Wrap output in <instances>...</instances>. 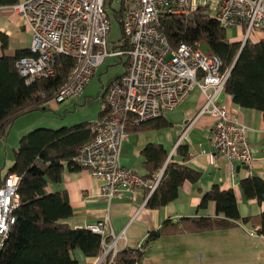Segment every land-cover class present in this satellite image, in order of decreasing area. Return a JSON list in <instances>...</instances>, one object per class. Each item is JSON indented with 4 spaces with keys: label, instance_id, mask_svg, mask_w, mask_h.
Listing matches in <instances>:
<instances>
[{
    "label": "built area",
    "instance_id": "built-area-1",
    "mask_svg": "<svg viewBox=\"0 0 264 264\" xmlns=\"http://www.w3.org/2000/svg\"><path fill=\"white\" fill-rule=\"evenodd\" d=\"M110 3L119 5L123 34L121 45L112 51L108 50ZM199 7L208 9L223 27L238 29L243 43L254 40L257 33L264 35V0H19L14 5L32 35L31 55L16 62L27 82L54 78L58 54L76 60L52 101L80 97L107 58L126 60L124 72L105 89L108 114L97 123L93 137L79 148L77 156L81 168L99 181L102 198L121 197L124 191H130L135 198L138 188H146L149 195L156 190L164 168L152 178H145L124 167L120 163L122 143L129 127H138L176 109L197 87L203 103L172 153L196 119L207 113L215 120L213 149L232 163L253 164L248 127L231 118L227 107L218 102L230 70H223L218 55L202 51L200 42L173 47L160 29L164 14H184ZM18 184V175L11 174L0 186V249L16 222L13 213L19 204ZM88 228L111 238L104 242L103 257L96 264L109 255L112 262L120 250L122 235L113 233L108 216ZM257 229L250 234H256Z\"/></svg>",
    "mask_w": 264,
    "mask_h": 264
},
{
    "label": "trees",
    "instance_id": "trees-1",
    "mask_svg": "<svg viewBox=\"0 0 264 264\" xmlns=\"http://www.w3.org/2000/svg\"><path fill=\"white\" fill-rule=\"evenodd\" d=\"M18 0H0V6H12ZM110 5V4H107ZM120 18V10H115ZM161 31L173 47L180 43L206 44L223 62V70H230L224 90L243 108H255L264 117V39L258 42L231 41L227 28L220 25L208 9L199 7L184 14H164ZM3 56L0 58V140H5L13 120L33 110H47V104L68 78L76 60L58 54L55 56L57 75L50 79L27 82L19 73L16 62L29 50L7 53L8 40L2 37ZM108 114L105 98L95 122H82L60 128L41 127L23 135L18 148L13 151V162L3 177H19L17 193L19 204L14 210L16 222L8 239L0 249V264H80L75 250L85 257H101L102 236L90 228H74L68 220L73 216L68 193L65 189L51 190L62 183L65 171L81 169L77 161L79 148L94 135L97 123ZM171 124L162 116L130 130L167 129ZM188 145L180 142L174 152L181 163L169 159V151L162 144L148 143L141 150L145 178L164 168L156 190L149 196L147 207L159 208L177 199L183 183L197 182L201 172L187 165L190 159ZM174 157L171 156V159ZM241 189L247 200L264 202V179L248 176L241 180ZM215 202V216L182 217L177 221L166 220L162 226L150 231L140 247L120 249L113 261L110 255L100 264H141L146 250L168 234L225 230L250 223L259 225L257 232L264 237V211L257 216L243 217L239 211L236 194L232 189L223 190L214 185L203 197L200 206Z\"/></svg>",
    "mask_w": 264,
    "mask_h": 264
},
{
    "label": "crops",
    "instance_id": "crops-1",
    "mask_svg": "<svg viewBox=\"0 0 264 264\" xmlns=\"http://www.w3.org/2000/svg\"><path fill=\"white\" fill-rule=\"evenodd\" d=\"M14 5L0 6V58L4 54L3 36L8 40L7 53L12 54L21 50L30 51L32 35L26 29L23 24V18L15 10ZM263 39L264 35L257 33L252 41L258 42ZM196 89L198 88H195L189 95H193L189 102H186V99L177 107L179 110V114H177L179 118L175 116V120H170L162 116L171 124L169 128L173 132H167L166 134L158 133L166 129L128 131V136L122 143L120 153L121 165L134 169L140 175L145 176L147 170L142 164L143 157L141 156V150L148 143L162 144L169 151V159L173 162L181 163V159L172 153L173 147L180 138L182 131L185 130L188 122L195 117L203 103L204 98L200 90L198 89L197 91ZM76 101V98L62 102L50 101L47 106L60 111ZM218 102L227 107L231 118L240 121L248 127L247 136L254 156L252 165L246 166L232 163L228 158L213 149L212 128L215 120L210 114L205 113L196 119L181 140L189 148L190 159L187 165L200 171L201 178L197 182L185 181L177 199L169 202L165 206L152 209L146 205L150 196L148 190L146 188H138L135 192V198H132L130 191H124L121 197L108 200L100 196L99 181L87 170L81 168L77 171H65L62 183L59 186H51V190L60 188L67 191L70 205L73 208V216L68 220L70 226L74 228H88L89 225L95 224L105 216H108L109 227L113 233L115 235H122L119 242V249H124L125 247L136 248L144 242L150 231L159 229L166 220L170 219L175 222L182 217L215 216V202L208 203L204 208L200 206L203 195L214 185H219L223 190L232 189L235 192L239 211L243 217L261 214L264 211V202L259 203L255 199L247 200L241 189V180L252 175L264 179L263 113L255 108H243L235 104L233 97L224 89L218 94ZM18 119L15 118L13 120L9 128L8 136L3 140L6 144L10 143L9 146L13 148V144L16 145L19 143L20 138L24 135V132H15L16 124L19 121ZM26 123L23 122L20 126L23 129H26V127L29 128L30 126H25ZM9 146L6 145L5 150H8ZM171 153L173 154V159L170 158ZM3 177H0V186L3 184ZM255 228H259V225L247 223L232 228L244 231L246 234L244 235L246 237H243L244 239L238 242L241 244V252L243 254L264 253L260 248V245H264V237L258 233L254 235L250 234ZM245 244L248 245L243 246ZM74 254L80 264H96L103 257H85L80 250H75Z\"/></svg>",
    "mask_w": 264,
    "mask_h": 264
},
{
    "label": "rangeland",
    "instance_id": "rangeland-1",
    "mask_svg": "<svg viewBox=\"0 0 264 264\" xmlns=\"http://www.w3.org/2000/svg\"><path fill=\"white\" fill-rule=\"evenodd\" d=\"M115 10H119V5L114 3V6H111L110 3L108 12L112 24L108 35L109 51L121 45L123 37L120 20L115 16ZM227 37L231 41L242 40L241 33L236 28L227 29ZM200 48L204 52L209 51L206 44H201ZM125 67L126 60L121 61L118 57L107 58L105 63L96 69L83 95L76 98V102H72L60 111L47 107V110H33L21 114L16 117L19 121L15 132H24L25 135L41 127L56 129L82 122H95L99 118L103 105L105 89L112 80L124 72ZM192 97L193 95L189 96L186 102H189ZM177 114L179 110L176 108L165 111L163 117L175 120V116L179 118ZM23 122H27L25 126L30 127L23 129L20 126ZM167 132L173 131L167 128L158 133L166 134ZM6 145L9 146L10 143L0 141V177H3L12 165L13 149L18 148L19 143L13 144L14 148L9 146L8 150H5ZM244 235H246L244 231L235 229L164 235L148 249L141 264H250L253 262L264 264V253L243 254L241 252V244L238 242L246 237ZM260 248L264 251V245H260Z\"/></svg>",
    "mask_w": 264,
    "mask_h": 264
},
{
    "label": "water",
    "instance_id": "water-1",
    "mask_svg": "<svg viewBox=\"0 0 264 264\" xmlns=\"http://www.w3.org/2000/svg\"><path fill=\"white\" fill-rule=\"evenodd\" d=\"M245 43V42H244ZM246 167V166H245Z\"/></svg>",
    "mask_w": 264,
    "mask_h": 264
}]
</instances>
